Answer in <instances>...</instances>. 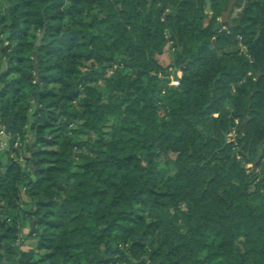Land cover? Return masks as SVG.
Returning <instances> with one entry per match:
<instances>
[{"label":"trees","instance_id":"16d2710c","mask_svg":"<svg viewBox=\"0 0 264 264\" xmlns=\"http://www.w3.org/2000/svg\"><path fill=\"white\" fill-rule=\"evenodd\" d=\"M228 1L0 0V264H264V0Z\"/></svg>","mask_w":264,"mask_h":264},{"label":"rangeland","instance_id":"374dc122","mask_svg":"<svg viewBox=\"0 0 264 264\" xmlns=\"http://www.w3.org/2000/svg\"><path fill=\"white\" fill-rule=\"evenodd\" d=\"M95 12L98 14V15H102V13L99 11L98 8H95L94 9ZM207 20V19H206ZM205 20V21H206ZM174 51V48L172 46V42L170 41L166 47H165V50H164V53L163 54H160L158 55V60L160 61V63H162L163 65H168L170 62H171V59H172V52ZM174 76V75H173ZM97 84L102 88L104 89V86H103V83L102 81H99L97 82ZM30 154L28 152H24V156H29ZM175 158V154L173 153H169V154H161L160 155V159L162 161V164L165 165L164 167L167 169V174H173L175 169L173 167H170L169 166V163H166L165 161L167 159H174ZM30 241V240H29ZM215 264H219L218 262H216Z\"/></svg>","mask_w":264,"mask_h":264},{"label":"flooded vegetation","instance_id":"af4514ba","mask_svg":"<svg viewBox=\"0 0 264 264\" xmlns=\"http://www.w3.org/2000/svg\"><path fill=\"white\" fill-rule=\"evenodd\" d=\"M229 3H230V0L228 1L227 6L223 7V10L221 11V14H220V17H219V21H220V23H221L225 28H226L227 26H228V27H233V26H237V25H239V18H240V16H239V12H240L241 8H236V7H235V6H236V3L233 5V8H232L231 12H229V14H228L227 16H225V21H226V23H225V24L222 23L223 14L228 10ZM212 17H213V14H211V16H208V18H207V19H208V22L211 20ZM236 18H238V19H237V22L234 21V19H236ZM229 20L231 21V25H230V23H228Z\"/></svg>","mask_w":264,"mask_h":264},{"label":"built area","instance_id":"2783aa9c","mask_svg":"<svg viewBox=\"0 0 264 264\" xmlns=\"http://www.w3.org/2000/svg\"><path fill=\"white\" fill-rule=\"evenodd\" d=\"M170 85H173V86H177L179 85V79L175 76H171L170 77V82H169ZM4 135H5V130L4 128H0V150H3L7 147V140L4 138ZM28 140V139H26ZM22 143L20 141V137H18V139L16 140L15 142V146H20Z\"/></svg>","mask_w":264,"mask_h":264},{"label":"water","instance_id":"95a60500","mask_svg":"<svg viewBox=\"0 0 264 264\" xmlns=\"http://www.w3.org/2000/svg\"><path fill=\"white\" fill-rule=\"evenodd\" d=\"M237 2V0H230L229 3V7L228 10L223 14V19H222V23L225 24V16H227L229 14V12H231L233 5ZM205 12L209 14V16H211L212 14V0H205ZM205 23H208V19L205 21ZM228 23H230L231 25V21L229 20ZM40 38V37H39ZM39 42V39L37 40V43ZM6 130H8V125L6 127Z\"/></svg>","mask_w":264,"mask_h":264}]
</instances>
